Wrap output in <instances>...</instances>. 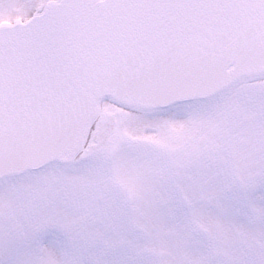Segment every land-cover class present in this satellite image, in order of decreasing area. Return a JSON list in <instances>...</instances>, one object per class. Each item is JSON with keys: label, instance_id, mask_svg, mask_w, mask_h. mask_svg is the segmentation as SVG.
Listing matches in <instances>:
<instances>
[{"label": "rangeland", "instance_id": "obj_1", "mask_svg": "<svg viewBox=\"0 0 264 264\" xmlns=\"http://www.w3.org/2000/svg\"><path fill=\"white\" fill-rule=\"evenodd\" d=\"M48 1L0 0V23ZM121 131L114 158L0 188V264H264V85Z\"/></svg>", "mask_w": 264, "mask_h": 264}, {"label": "water", "instance_id": "obj_2", "mask_svg": "<svg viewBox=\"0 0 264 264\" xmlns=\"http://www.w3.org/2000/svg\"><path fill=\"white\" fill-rule=\"evenodd\" d=\"M183 1L61 0L43 22L1 28L0 41L23 32L19 51L26 53L11 69L16 86L5 88L0 78V182L24 175L29 157L47 165L71 159L104 92L134 107L145 106L138 100L164 108L264 74V0ZM231 51L242 59L231 60ZM10 61L0 56V75ZM231 63L235 69L228 71ZM30 86L29 106L3 104L11 91ZM113 129V117L104 115L96 145L83 158L101 155Z\"/></svg>", "mask_w": 264, "mask_h": 264}, {"label": "bare ground", "instance_id": "obj_3", "mask_svg": "<svg viewBox=\"0 0 264 264\" xmlns=\"http://www.w3.org/2000/svg\"><path fill=\"white\" fill-rule=\"evenodd\" d=\"M39 13H41V9L37 10V12H36V14H39ZM254 83H256V84H262V83H264V79L257 80V81H255V82H253V83H251V84H254ZM241 86H242V85H241ZM239 87H240V86H238L236 89H238ZM106 104H108L109 107H106V106H105ZM107 109H111L112 111L118 110V111L120 112L121 115H125V114H127V113H131V114H136V115L141 116L140 114L134 113L133 111L128 110V109L125 108V107H121V106H119V105H116V104H114V103H109V102H107V103H101V105H100V111H101V112H104V111H106ZM99 117H100V114L98 113V115L95 117V119H94L93 122H92L93 125H92V127H91L90 135H89V137H88V139H87V142H90V140H91V134H92V132L95 130V128L98 126V119H99ZM119 125H120V124H119ZM77 158H78V157H77Z\"/></svg>", "mask_w": 264, "mask_h": 264}]
</instances>
